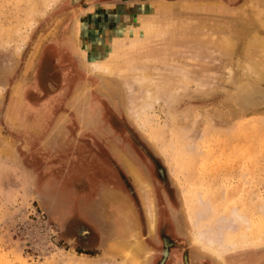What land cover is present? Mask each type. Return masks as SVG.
Returning a JSON list of instances; mask_svg holds the SVG:
<instances>
[{"label":"rangeland","instance_id":"rangeland-1","mask_svg":"<svg viewBox=\"0 0 264 264\" xmlns=\"http://www.w3.org/2000/svg\"><path fill=\"white\" fill-rule=\"evenodd\" d=\"M35 1L0 0V264H125L115 242L135 231L143 245L140 264H154L161 241L147 225L150 201L155 221L162 219L180 246L173 264H182L183 253L191 264H264V105L239 112L236 86L199 70L205 60L208 71L224 65L198 48L165 64L163 34L128 47L135 56L127 72L100 75L86 65L112 50V42L117 51L130 34V13L146 16L151 5L165 12L186 1L210 6L241 27L256 22V8L264 13V0L255 6L249 0H42L31 11ZM144 68L153 73V92L137 83ZM44 80L55 83L45 87ZM108 111L140 146L139 159L128 151L116 158L120 167L105 165L82 144L89 130L106 126L101 112L111 120ZM82 209L94 222L86 242L76 237ZM196 209L205 210L194 215ZM230 211L244 214L249 228L228 237L219 228ZM202 231L222 243L224 263L192 243Z\"/></svg>","mask_w":264,"mask_h":264},{"label":"bare ground","instance_id":"bare-ground-1","mask_svg":"<svg viewBox=\"0 0 264 264\" xmlns=\"http://www.w3.org/2000/svg\"><path fill=\"white\" fill-rule=\"evenodd\" d=\"M254 2H255V0H249L247 4L249 6H255L256 4ZM42 5H43L42 0H36L34 2V5L31 6V11H34L37 8H40ZM147 9L148 10L145 13L146 16L145 15H143V16L137 15V13L136 14L130 13L129 20H134V22L132 21L130 28H128L130 34L127 36V38L123 39L120 42V45L118 46L119 49L117 51H115L117 48L115 42H112L111 43V46H113V48L111 47L112 50L111 49H109V51H102L101 50L102 52H100L99 57H97V59L95 58V60H89V61L86 60V65L89 66L94 72H96L100 75L111 76L113 74L115 75V73H118V71H119V73H124V72H122L124 67L128 66V68L131 69L130 68L131 67L130 65H132L131 61H133V56H135L134 55L135 53H132L131 50L128 51L129 50L128 47H130V46L136 47V46H139L140 44L141 45L145 44L147 42L146 38H148V37H144V36H146L147 34H156V33H158L159 35L163 34L164 36L162 37L161 41H164L165 46H166L165 52H164L165 53L164 61H167V62H165V64L168 63V61H172L170 63H173V62L179 63L180 62L179 61V57H180L179 54H182L181 52L187 51L189 53L191 51V53H193V52H197L199 49V51L201 50L203 52V54L206 56V59L208 56H211L210 58H214V63H215L218 61V60L215 61V59L218 58L219 59V61H218L219 65H220V63L224 65L221 68H219V73H218V71L212 72L211 69H209L211 71L210 72L207 70L208 64L207 63H206L207 65L204 64L205 62H207L205 60V62H203V65H202V61H201V63H199L200 66L202 65L199 68V70H200L202 75H205V77H207L208 75H209V77H212V75H214V74L216 75V77L221 75L220 76L221 78L219 77V79H221V80H219V82L229 81L231 84H234L236 86L235 87L236 88L235 94L233 97L234 98L233 103L239 112L245 113V112L251 111V109H253L255 107L264 105V32H263L264 31V13H262L263 9L261 7H258L254 10V12H255L254 20L256 22L253 21L254 22V24H253V23H249L248 21L247 22L243 21L245 24L244 25H243V23L239 24L241 27H239V26L237 27V23L235 24V22H233V19H230L229 17L228 18L222 17V16L218 17L219 15L218 16L215 15L212 12V11H215V9L211 8L210 6L209 7H206V6L202 7V6H197V5L192 6V4L189 1H186L184 4H181L177 10H173L169 7L167 12L163 11L161 9V7L158 5H151ZM189 11L190 12L195 11L197 14L188 15L187 12H189ZM202 12H203V14H201ZM241 13L243 15L245 14L242 10H241ZM146 17H148V19H144ZM135 22H137V25L133 24ZM237 28H240V29H237ZM261 32H263V33H261ZM74 33L77 36H78V34H81V28H79V26L77 24L74 26ZM118 35L120 36V34H118ZM156 36H157V34H156ZM84 44L85 43H82V45H84ZM83 48H84L83 46L79 47V49H80L79 51L85 57V51H83L85 48L84 49ZM196 48H198V49L196 50ZM192 50H193V52H192ZM201 51L198 53L201 54ZM107 53H109V56L105 57V54H107ZM182 57H184V56H182ZM194 58H195V56H194ZM220 59H222V60H220ZM183 60H186V59H183ZM212 61H211V63H212ZM183 62L187 63V61H183ZM162 63H164V62H162ZM162 63H161V66H162ZM196 63H195V65H196ZM190 65H191V63H190ZM211 65L212 64H210V66ZM183 66H185V65H183ZM212 66L210 68H212ZM187 67H189V66H187ZM232 67L235 68V70H233L234 72L232 71ZM129 69L126 68V70H129ZM126 70L124 69V71H126ZM143 70H144V72H141V69L139 70V72L142 73V75H140L141 73H139V75L142 77L137 76L138 78L140 77V81L137 78V80H138L137 83H140L139 85H142L143 89L145 88L146 91H149V92L152 91L153 92L154 91L153 86H155V83H153L154 81H152L153 80V73L148 68H144ZM213 70H215V69L213 68ZM186 72H188V71H186ZM207 73H208V75H207ZM211 73H213V74H211ZM137 74H138V72L136 73V75ZM210 74H211V76H210ZM122 76L123 75H121V77ZM178 76H179V74H178ZM222 76H223V80H222ZM211 79H213V78H211ZM211 79H209V80H211ZM211 81H213V80H211ZM214 81H217V80L215 79ZM190 82H192V81H190ZM184 83L186 84V81H184ZM201 85H203V84H201ZM182 86H183V84H182ZM169 87H171V86L169 85ZM163 89L164 88H162V90ZM228 89H229V87H228ZM159 90H161V88ZM177 90H178V88H177ZM185 90H186V88H185ZM170 91H172V90H170ZM181 91H182V89H181ZM145 92H144V94H145ZM146 94H149V93L146 92ZM151 95H153V94H151ZM154 100H155V98H154ZM138 103H136V104H138ZM196 195H197V192H196ZM209 198H210V196H209ZM196 200H198V199H196ZM198 201H200V200H198ZM200 202L203 205V203H204L203 200ZM153 205L154 204L152 201H150L148 204L145 205L147 225H148L149 231H151V232L154 231L153 228H155L154 227L155 226V214H154L155 211H153V209H154ZM199 206H197V208L201 209V204H199ZM205 206H207V205H205ZM234 207H232V208H234ZM198 209L195 210L194 215H196L198 212H201L203 214V212L206 208L204 210H201V211ZM196 211H197V213H196ZM213 211H214V209H213ZM210 212H212V211H210ZM210 212H208L207 214H209ZM227 213L228 214H226L225 216L220 214L222 220L225 221V224L224 223H222V224L220 223V224L223 225L224 227H222L219 223L216 224V221L214 223L215 225L219 224L221 226V228H219L220 232H221V229H224V231L222 230L224 233L221 232L222 235L224 234L225 236L230 237L229 235H231V233L239 227L244 226L242 228H244V229H245V227L249 228L248 225L245 226L247 224V221L245 220L244 214L240 215L236 211H230ZM204 214L206 216V213H204ZM197 216H196V218H197ZM201 216L200 217L203 218V215H201ZM223 216H224V219H223ZM198 219H199V217H198ZM196 222H197V220H196ZM194 223H195V220H194ZM203 227H205V226H203ZM214 230H216V229H214ZM214 233L215 232H213V234ZM221 233H220V236H221ZM209 234L210 233H208L207 231L206 232L202 231L200 233L197 232V234H195L193 237H191L192 238L191 241H192V243H195V244H201V245H203V247L205 246V248L208 249L209 251H211V253L214 255V257L219 262L224 263L225 260H224L222 253H221L224 251L221 250V252H220V248L217 250L218 247L222 246V243L217 242L218 239H216V240H214V238L210 239V238H212L213 235H209ZM215 234H214V237H215ZM209 236H211V237H209ZM241 239H242V237H241ZM232 244H235V243H233V241H232ZM232 244H230V245H232ZM142 247H143V245H142L136 231L134 233H130L126 238L116 239V242H115L116 252H118L120 255H123L125 257V259H127V262L125 264H140V258L141 257L139 255V253L142 252ZM224 247H226V246L224 245ZM146 254H145V256H146ZM145 256H143V257H145ZM78 262L80 263L81 261L79 260Z\"/></svg>","mask_w":264,"mask_h":264},{"label":"flooded vegetation","instance_id":"flooded-vegetation-1","mask_svg":"<svg viewBox=\"0 0 264 264\" xmlns=\"http://www.w3.org/2000/svg\"><path fill=\"white\" fill-rule=\"evenodd\" d=\"M54 83L55 82L53 80L52 81L44 80L45 87H49V86L53 87ZM99 115L102 118L104 117L106 121L105 122L106 126L104 124L102 125L99 124L100 127H96L97 129H95V131L92 132L91 130H89L90 133L92 134L90 136L89 141L87 140L82 141L84 148L93 151V153L95 154L96 158L99 159V161L100 160L102 162L106 161L108 163L114 164L115 166H119V167H120V163L117 161V159L114 156H112L111 150L107 146V143L112 144L118 149H122L124 152L128 151L130 155L133 153L136 156V158L139 159L138 157H140L139 155L140 149L138 147L140 146L137 147L136 144H133L130 131H128V129H126L125 127H121V122L117 121L118 119L117 116L113 112L111 113V111L107 112V116L109 115L111 120L105 117L106 114L102 112ZM107 126H109L110 128H106ZM89 131L82 132V134H87V132ZM115 132L119 136L118 142H116L117 140L115 141V139H112L113 141L110 140L111 138H115L114 135L110 137V135ZM104 164L106 165L105 162ZM82 170H86V169H82ZM94 171L97 173L99 172L105 173V170H101L100 167L94 168ZM84 193H86V191H84ZM80 213L83 214L81 216L85 221H82V223L79 224L77 228L78 235L76 237L80 241L86 242L92 230L89 224L93 226L94 222L92 218L89 217L90 215L88 210L82 209ZM155 230L158 233V237H160L161 247L159 249V255L155 257L156 259L154 261V264H173V259L176 257V253L174 250L179 245H177L174 242V239L171 238L167 232H165L166 225L162 219H158V218L156 219L154 231ZM181 259H182L181 260L182 264H191L186 253L181 254Z\"/></svg>","mask_w":264,"mask_h":264},{"label":"crops","instance_id":"crops-1","mask_svg":"<svg viewBox=\"0 0 264 264\" xmlns=\"http://www.w3.org/2000/svg\"><path fill=\"white\" fill-rule=\"evenodd\" d=\"M93 127V126H92ZM106 128H110L109 126H107ZM91 129H93V128H91ZM86 130V129H85ZM91 131H95V128L93 129V130H91ZM109 143H107V146L110 148V150H111V153H112V156H114L115 158H117V159H121V158H123L125 155H126V153L122 150V149H118V148H116L115 146H113V145H108ZM125 150V149H124ZM124 155V156H123Z\"/></svg>","mask_w":264,"mask_h":264}]
</instances>
